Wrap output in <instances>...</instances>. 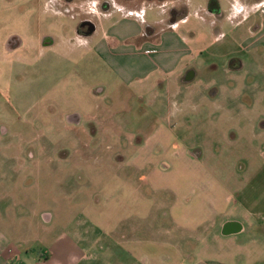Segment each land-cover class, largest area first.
<instances>
[{"label":"rangeland","instance_id":"1","mask_svg":"<svg viewBox=\"0 0 264 264\" xmlns=\"http://www.w3.org/2000/svg\"><path fill=\"white\" fill-rule=\"evenodd\" d=\"M48 1L0 0V227L8 228L14 241L37 248L39 242H48L45 238L61 231L80 235L82 244H103L112 237L118 241L138 226L151 229L161 225L160 211L171 214L175 205L185 207V199L202 184L220 187L232 196L241 195L249 201L250 210L264 213V134H259L260 130L264 133V118L256 123L255 137L240 138L243 132L237 136L226 131L229 125H222L214 107L200 108L196 114L202 122L191 121L194 112L175 116L162 89L155 91L158 98L151 103L153 93L140 98L136 89L124 88L123 102L118 101L107 112H102V107L95 109L88 90L104 85L106 94L112 96L116 83L105 65L94 60L89 50L92 44L66 50L64 46L41 48V37L51 36L52 40L64 31L63 23L75 26L72 16H51ZM110 1L118 4L120 0ZM150 11L146 19L154 20L156 13ZM229 27L223 28L227 38L213 47L209 45L214 36L210 30L199 29L192 21L185 30L193 47L210 46V51H218L228 50L227 39L232 38L226 33ZM9 38L18 45L21 40L13 52H7ZM244 42L243 36L240 43H232L231 49L239 51L236 59L246 66L242 77L248 91L243 94L252 105L257 99V105H253L256 111L264 98V45L248 47L249 42ZM147 49L144 52H153L151 47ZM211 59L207 63L199 60L198 82L202 88L209 84L215 88L224 79L222 70L227 65ZM70 112L83 114L79 129L60 123L62 115ZM206 113L215 121L212 127L203 121ZM105 115L107 118H102ZM115 124V135H109L106 127ZM175 124L191 125L188 137L180 139V144L197 159L199 167L193 171L190 166L185 165V170L175 166L174 177L166 174L161 176L163 185L157 180L149 185L147 178L155 162L161 160V167L167 168L175 163L164 146L151 159H145H150V165L131 166L132 156L154 129L166 131ZM181 173H187L181 185L175 182L177 191L173 186L175 192L169 191V178L177 179ZM169 195L174 196V203L165 199ZM42 216H49L50 222H43ZM43 228L51 230L50 234ZM261 236L259 243L264 242ZM223 240L220 238L217 256L236 258V264L243 258L248 263L251 257L258 262L264 260V253H250L248 242L240 250L227 245L222 249L227 241ZM246 241L242 237V242Z\"/></svg>","mask_w":264,"mask_h":264},{"label":"crops","instance_id":"2","mask_svg":"<svg viewBox=\"0 0 264 264\" xmlns=\"http://www.w3.org/2000/svg\"><path fill=\"white\" fill-rule=\"evenodd\" d=\"M208 1L195 3L194 0H176L179 4L176 6L178 14L169 20L162 7L112 2L109 8H99L98 0H83L78 3L75 0H49L47 7L50 15L61 18L72 16L75 26L63 23L64 31L52 40L51 36L41 37L39 45L46 49L64 46L63 50H66V47L88 48L92 44L89 50L93 53L94 60L105 65L116 83L115 86L114 83L111 84L115 89L112 96L106 94L104 85L88 90L95 109L102 107V112H107V108L112 109L118 101H124V88L136 89L135 94L140 98L153 93L151 103L158 98L155 91L162 89L168 95L169 103L173 106L172 114L175 113V116L194 112L191 121L202 122L197 112L207 105L216 109L217 119L222 121V125H229L226 131L237 136L243 132L240 138L255 137V131H258L256 123L264 118V98H261L259 102L262 104L255 111L257 99L253 101V106L243 94L248 91L242 77L246 66L236 59L239 51L235 52L231 46L232 43H240L243 36L244 44L249 42L248 47L264 45V0H212L217 3L213 7L207 5ZM150 10L156 13L154 20L146 19V13ZM73 11L74 14L71 15ZM85 18L91 20L93 29L83 35L77 32V25ZM188 21H192L199 29L213 32L214 36L209 43L211 47L227 38L223 28L230 26L226 32L232 37L227 39L228 50L210 51V46L193 47V40L185 30ZM5 43L6 41L2 43L3 47L6 46ZM20 45L17 42L7 52L15 51ZM149 47L153 52H144ZM209 58H213L211 60L214 63L225 62L227 66L223 65L222 70L224 79L215 88L210 87V84L202 88V84L198 82L202 64L199 60L207 63ZM104 117L106 119L107 115L102 116ZM204 117V123L212 127L215 122L213 117L207 113ZM82 118L81 112H70L62 115L61 122L58 121L66 123V127L79 129ZM189 127L190 124H175L166 131L157 127L134 152L131 166L139 167L144 163L150 165L147 161L159 151L160 146H164L170 161L175 163L173 167L167 168L161 167V160L159 163L155 162L156 165L151 169L153 172L147 178L149 185H152L153 180L161 183V176L166 174L173 176L175 166L181 170L186 166L192 167L190 169L193 171L198 169L197 159L180 144V139L188 137ZM117 128L116 124L109 125L106 132L115 135ZM261 129H264L263 124ZM167 133L170 135L166 136ZM259 134H264L263 130ZM146 158L150 159L145 160ZM183 174L187 175L181 173L177 179L169 178V191H177L174 183L181 185ZM208 184L211 185V182ZM207 186L197 185L185 199V207L175 205L171 214L160 211L158 220L161 225L152 226L151 229L149 226L147 229L138 226L129 235L122 234L121 240L113 241L112 237L103 241V244L97 241L82 244L80 235L61 231L45 238L48 242L41 241L39 247L35 248L32 245L18 244L10 237L8 228L0 227V264H236V258L224 259L217 256L220 238L227 240L222 249L235 247L240 250L248 242L249 251L264 253V242H257L259 234L264 236V213L250 210L249 201L242 199L241 195L235 193L232 196L220 187L214 189ZM161 189L163 188L159 190ZM165 199L174 203V196L169 195ZM157 210L156 207L154 211ZM42 219L45 223L50 222L49 216H42ZM43 230L50 234L51 230ZM242 237L247 241L242 242ZM232 238L236 239L230 243ZM249 260L248 263V259L243 258L241 264H264V260L258 262L253 257Z\"/></svg>","mask_w":264,"mask_h":264},{"label":"flooded vegetation","instance_id":"3","mask_svg":"<svg viewBox=\"0 0 264 264\" xmlns=\"http://www.w3.org/2000/svg\"><path fill=\"white\" fill-rule=\"evenodd\" d=\"M63 1L72 2L74 0H63ZM118 2L119 3L129 2L135 5L143 4L147 7H156V8L162 7L166 10L169 20L174 19L175 16L178 14V10L176 6L177 5L179 6V4L176 2V0H120ZM111 3L112 1L110 0H101L99 1V8H105V7L109 8L111 6ZM207 5L209 7H213L217 5V3L215 1L213 2L212 0H209L207 2ZM92 29H93V23L88 18L82 19L77 25V32L79 34H83V35L88 34ZM9 40L10 41L8 43V49H12L16 45L15 43L16 41L14 38H10Z\"/></svg>","mask_w":264,"mask_h":264}]
</instances>
